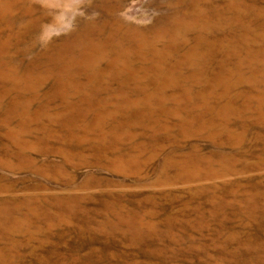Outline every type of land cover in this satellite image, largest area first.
<instances>
[{"label":"rangeland","instance_id":"374dc122","mask_svg":"<svg viewBox=\"0 0 264 264\" xmlns=\"http://www.w3.org/2000/svg\"><path fill=\"white\" fill-rule=\"evenodd\" d=\"M0 264H264V0H0Z\"/></svg>","mask_w":264,"mask_h":264}]
</instances>
